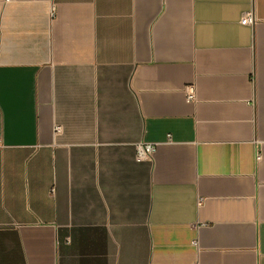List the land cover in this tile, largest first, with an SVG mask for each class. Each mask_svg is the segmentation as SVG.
Here are the masks:
<instances>
[{
	"label": "crops",
	"instance_id": "crops-1",
	"mask_svg": "<svg viewBox=\"0 0 264 264\" xmlns=\"http://www.w3.org/2000/svg\"><path fill=\"white\" fill-rule=\"evenodd\" d=\"M0 264H264V0H0Z\"/></svg>",
	"mask_w": 264,
	"mask_h": 264
},
{
	"label": "built area",
	"instance_id": "built-area-1",
	"mask_svg": "<svg viewBox=\"0 0 264 264\" xmlns=\"http://www.w3.org/2000/svg\"><path fill=\"white\" fill-rule=\"evenodd\" d=\"M241 24L243 25H254L256 23V17L253 9H250L249 11L245 12L240 20ZM185 99L187 102L191 103L194 102L197 98L196 96V88L195 85L190 84L185 87ZM56 132H61V126L55 127ZM156 148L155 143L150 142H141L136 145V160L142 161V160H149L151 159L154 151ZM260 155H257V158H259ZM202 199H199L198 203L201 204ZM193 244H197L196 241H193Z\"/></svg>",
	"mask_w": 264,
	"mask_h": 264
}]
</instances>
